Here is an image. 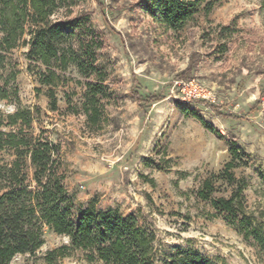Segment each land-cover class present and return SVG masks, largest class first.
Segmentation results:
<instances>
[{
    "label": "rangeland",
    "instance_id": "1",
    "mask_svg": "<svg viewBox=\"0 0 264 264\" xmlns=\"http://www.w3.org/2000/svg\"><path fill=\"white\" fill-rule=\"evenodd\" d=\"M141 1L83 0L75 10L88 16L101 43L95 53L108 96L100 99L96 124L81 112L86 80L70 68L57 72L54 87L41 85L44 68L27 59L24 35L2 54L0 130L16 131L8 117L29 110L25 132L59 147L74 214L90 206L135 216L155 231L159 257L181 247L222 264H264V248L197 196L210 180L212 197L228 199L235 184L213 177L230 161L229 150L242 151L248 158L232 174L241 181L249 222L264 239V0H217L208 15L199 11L177 32L157 26ZM190 61L195 65L180 77ZM176 80L198 81L214 102L183 103L172 88ZM152 95L160 100L147 102ZM12 155L0 151V166ZM43 242L10 264H48L45 254L68 244L47 230ZM52 264L102 263L73 251Z\"/></svg>",
    "mask_w": 264,
    "mask_h": 264
},
{
    "label": "trees",
    "instance_id": "2",
    "mask_svg": "<svg viewBox=\"0 0 264 264\" xmlns=\"http://www.w3.org/2000/svg\"><path fill=\"white\" fill-rule=\"evenodd\" d=\"M83 0H0V70L3 53L16 48L24 35L29 47L26 55L39 63V83L54 87L58 75L73 69L85 81L81 112L90 123L100 116V99L108 96L105 74L96 57L101 43L88 16L75 10ZM217 0H142L145 15L165 32H177L191 22L199 11L208 15ZM193 61L179 75L184 77L193 68ZM2 76L0 75V82ZM6 85V83H5ZM0 83V99L5 93ZM49 107L56 110L52 89L48 90ZM140 101V97H138ZM149 96L147 102L159 101ZM8 126H19L7 133L0 130V151H12L10 163L0 166V264H10L16 256L34 255L43 245L45 230L65 237L67 245L48 251V264L70 252H82L88 262L102 264H222L202 256L191 248L174 247L159 257L156 233L140 225L135 216L122 217L115 210L93 207L73 212V201L60 173L59 147L40 133L34 137L25 132L32 118L29 110L17 111L8 117ZM20 121L19 125L18 122ZM205 127L213 131L210 125ZM230 161L215 180L235 184L228 199L213 198V183L206 180L197 192L199 199L225 215L228 224L239 229L246 238H253L262 248L261 232L251 226L242 201L243 188L232 170L237 161L248 156L238 149L229 150ZM31 169V178L28 177ZM264 185V177H260Z\"/></svg>",
    "mask_w": 264,
    "mask_h": 264
},
{
    "label": "built area",
    "instance_id": "3",
    "mask_svg": "<svg viewBox=\"0 0 264 264\" xmlns=\"http://www.w3.org/2000/svg\"><path fill=\"white\" fill-rule=\"evenodd\" d=\"M172 88L175 91L177 98L183 103L194 101H202L207 103L214 102L211 92L198 81L176 80L173 82Z\"/></svg>",
    "mask_w": 264,
    "mask_h": 264
}]
</instances>
